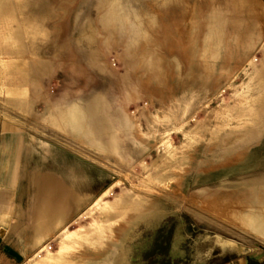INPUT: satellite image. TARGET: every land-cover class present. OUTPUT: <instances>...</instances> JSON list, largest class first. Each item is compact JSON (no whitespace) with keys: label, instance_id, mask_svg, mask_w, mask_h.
I'll list each match as a JSON object with an SVG mask.
<instances>
[{"label":"rangeland","instance_id":"obj_1","mask_svg":"<svg viewBox=\"0 0 264 264\" xmlns=\"http://www.w3.org/2000/svg\"><path fill=\"white\" fill-rule=\"evenodd\" d=\"M263 145L264 0H0V212L43 225L21 264H264L216 190Z\"/></svg>","mask_w":264,"mask_h":264},{"label":"crops","instance_id":"obj_2","mask_svg":"<svg viewBox=\"0 0 264 264\" xmlns=\"http://www.w3.org/2000/svg\"><path fill=\"white\" fill-rule=\"evenodd\" d=\"M17 143H19L18 140ZM18 146L19 145L17 144L16 147L11 146L9 148L12 197L17 196L20 186L19 175L21 173V165H19L18 159L20 158L21 152L20 149H18ZM262 147L264 148V145ZM253 151H256L254 147H249L244 154L236 158L227 159L226 162L234 159L237 161L238 164H235H237L236 167L239 169L238 174H235L234 171H229L230 168H235V164L228 163L226 165H222L221 169L218 167L216 172V190L219 195L217 199V209L219 210L220 224H224L226 226L236 225L237 229L246 235L259 234L264 237L263 232H259L253 225L250 224L251 228L249 226L247 227L242 221V218L245 216L247 217L252 214L257 215L258 213H264V173H253L254 171L249 169L253 166V162L251 160V153ZM230 165L234 166L230 167ZM50 178L59 183H63L66 186V182L64 180H61L53 174H51L50 177L45 176L43 181ZM94 191L95 190L94 188L92 189V187L87 188V192L92 193ZM3 193V190H0V209L1 202L3 201ZM72 200L74 202L77 201L74 198H72ZM66 202L67 201L62 203L64 214H66V209L64 208L66 206ZM41 204H43L42 199L34 206L37 207L36 214L39 217H35V220L36 218L40 219L41 217V214L38 213ZM18 206L19 205H17V209ZM42 226L43 225L39 223L37 226H34V231L29 230V226L24 221V218L22 219V216L19 214L18 216L15 215L14 238L12 232L6 226V215L3 212H0V264H21L20 262L24 261L30 254H35L39 248L37 240L43 234L40 230ZM44 234V239H46L48 235H46V233ZM44 256L48 255L45 254ZM28 261H30V259ZM28 261L24 264H32Z\"/></svg>","mask_w":264,"mask_h":264},{"label":"bare ground","instance_id":"obj_3","mask_svg":"<svg viewBox=\"0 0 264 264\" xmlns=\"http://www.w3.org/2000/svg\"><path fill=\"white\" fill-rule=\"evenodd\" d=\"M44 181H45V183L42 186V192H41V197H42L43 204L40 205L39 210H38V213L41 214L40 220L46 215V212H50V211L56 213V215L63 216L64 209H63L62 203L67 201V200L64 199V200H62V203H58L59 205L57 204V206H54L53 203L51 204V202L48 200V194H50L51 190L56 188L57 185H61L62 188H64V189H66V188L71 189V188L68 185L65 186L63 183H59V182H57L56 180H54L52 178L45 179ZM71 198L79 200V197L76 196V195L75 196H70V199ZM67 199H69V198H67ZM245 217L242 218L243 219L242 220L243 223L253 225L256 230H258L259 232H263L264 233V215H255L253 217L247 216L246 218Z\"/></svg>","mask_w":264,"mask_h":264},{"label":"trees","instance_id":"obj_4","mask_svg":"<svg viewBox=\"0 0 264 264\" xmlns=\"http://www.w3.org/2000/svg\"><path fill=\"white\" fill-rule=\"evenodd\" d=\"M186 259H183L182 261H179V262H177V264H181V263H183V261H185ZM155 264H173L172 263V260L171 259H166V258H164L163 260H160V261H156L155 262Z\"/></svg>","mask_w":264,"mask_h":264}]
</instances>
